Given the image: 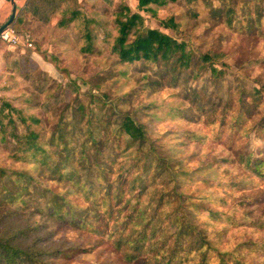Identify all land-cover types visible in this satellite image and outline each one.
Here are the masks:
<instances>
[{"label": "rangeland", "instance_id": "obj_1", "mask_svg": "<svg viewBox=\"0 0 264 264\" xmlns=\"http://www.w3.org/2000/svg\"><path fill=\"white\" fill-rule=\"evenodd\" d=\"M60 5L67 15L73 9L79 10L82 15L68 25L60 26L53 12L47 22L25 12L15 29L20 42L13 46L14 50H8L9 44L0 39L3 53L13 55L12 58L4 55L0 59V165L10 168L25 166L22 163L25 161H15L14 131L26 134L27 128L31 127L33 131H39L44 140L52 131L57 132L60 120L67 122V138L71 140L73 137L70 144L76 155L80 154L83 142L87 145L85 161L81 162L83 167L78 171L79 181L87 187H98V168L101 172L107 171L110 176L111 183H107L105 188L116 193L124 179L119 175V162L115 163V159L125 146L122 143L126 135H107L106 146L91 143L103 138L102 116L111 121L108 129H115L118 124L115 122L120 121L121 114L129 113L147 126L149 140L144 143L143 149L147 151L153 143L157 148L156 154L165 158L167 164L158 172L156 164L151 170L143 171L141 176L144 185L149 186L150 197L172 193L171 203L162 207L164 218L160 220L168 232L176 230L174 225L168 226L170 221L165 216L178 207L173 201L180 198L176 195L178 190L203 197L224 195L229 204L222 209L228 208L240 219L264 218L263 206L258 208L252 200L237 206L240 194L234 196L236 192L222 185L216 188L210 184L206 187L203 183L207 179L216 183L229 177L246 176L235 164L222 163L219 167L207 168L206 165L214 157L235 155L245 150L255 152L257 147L264 146V140L253 130L264 116V0H151L144 5H139V0H65ZM227 5L232 8V14L229 13L231 24L226 20L227 14L219 17L216 13L217 9H226ZM259 12L261 22L257 19L251 22ZM131 15L136 17L126 36V43L140 33L156 29L182 45L186 62L174 75L179 82L176 87L164 85L170 80L169 75L164 73L168 63L157 65L143 59L120 60L114 50L119 35L117 19L125 20ZM85 34L90 38H86ZM88 40L91 43L89 50L85 49ZM147 72L156 77L154 83L149 81ZM163 76L161 84L159 81ZM240 97L251 103L256 98L260 99L254 118L244 124V130L234 129L230 122L221 125L220 113L224 105L230 106L228 120L232 121L240 109ZM148 103L149 106L143 108ZM170 111L176 114L168 116ZM81 112L85 114L84 119L79 118ZM212 118L214 120L210 122ZM87 120L88 128L92 130L91 138L81 133ZM189 130L205 137L190 141L187 136ZM47 148L51 151V160H56L58 154H55L54 145L47 143ZM151 157L152 154L146 157L149 166ZM174 168L195 177L199 175L202 180L194 183L189 176L179 175ZM44 169L41 172L42 168H39L38 177L48 184L53 183L60 191L75 193L76 188L69 181H51L50 177H44L49 174V170ZM70 170L69 166L64 168L66 172ZM140 170L141 164L135 168V173H140ZM176 178L182 185L180 188L174 184ZM41 189L38 182L31 184L30 193L23 196L26 206L19 203L12 206L0 200V229L8 235L19 231L22 234L16 235L17 244L42 250L67 251L73 245L84 247L87 242L88 245L93 242L94 239L87 240L79 231L53 222L41 213L39 209L45 207V198L36 196ZM140 192L134 197V194L128 193L126 197L131 203L139 200L146 205L147 197L142 192L140 196ZM254 194L253 199L264 194V190L257 188ZM190 201L182 207L180 204L181 211L184 215L189 213L192 223L204 228L206 235L221 248L234 247L244 240L264 244L263 227H233L209 216H200L199 212L186 207ZM204 208L200 207L202 214L207 215ZM8 209L18 214L6 215ZM91 209L87 205L85 208L78 207L77 213L82 219L90 215L93 217ZM224 228V233L214 236V230ZM197 236L193 230L180 235V238L187 242ZM80 252H74L73 257L53 260L56 264H90L115 260L116 256L123 255L107 245L90 254ZM255 256L258 257L257 254ZM149 260L152 262L155 259ZM130 264L143 263L135 261Z\"/></svg>", "mask_w": 264, "mask_h": 264}, {"label": "trees", "instance_id": "obj_2", "mask_svg": "<svg viewBox=\"0 0 264 264\" xmlns=\"http://www.w3.org/2000/svg\"><path fill=\"white\" fill-rule=\"evenodd\" d=\"M64 1L27 0L24 7L15 16L11 26L17 29L21 16L25 12H29L44 22L50 19L49 16L53 12L58 17L57 25H68L82 14L79 10L73 9L69 13L70 15H67L66 10H62L63 7L61 8L60 5ZM148 1L151 0H139V5H144ZM231 9L227 5L224 10L217 9L216 13L219 17L227 14L226 20L231 24L232 18L229 14H232ZM135 17V15H131L125 20L117 19L119 35L116 38L114 50L123 62L143 59L157 65L161 62L172 64L173 66L167 64L164 69L165 76L169 75L168 80L170 79L164 85L176 87L179 82L174 75L182 69L179 68L182 63L186 62L185 53L181 49L182 45L174 38L156 29H149L144 33H140L133 41L126 43V36L134 24ZM260 18L261 14L259 12L251 22L256 19L261 22ZM160 23L166 27L162 21ZM84 36L90 38L88 34ZM87 44L85 49L89 50L91 46L90 40H88ZM146 75L149 76V81L152 83L157 80L156 77L150 76L151 74L148 72ZM163 79L164 76L159 81L161 84ZM251 102L246 98L240 97V109L232 121L228 120L230 106L225 104L220 113L221 125L230 122L234 129L244 130V124L252 120L258 112L257 107L260 104V99L256 98L253 103ZM147 106H149V103L144 105L143 108ZM104 110L106 111L107 107ZM214 113L216 114L217 111L215 110ZM174 114L176 112L170 111L167 115L171 116ZM84 117V112H81L79 118L84 119ZM120 118V121L115 122L118 123L115 129H108V124L111 121L102 116L100 122L104 130L103 138L100 141L94 140L91 143V145L96 143L97 146L107 145V135L117 133L126 135V139L122 143L125 146L120 151L119 157L115 159V163L119 162V175L124 179H121L123 185L116 193L105 188L107 183H111L110 176L107 171L101 172L98 168H96L98 187H87L85 183L79 181L78 171L83 167L84 163L81 162L85 161L84 155L87 145L86 142H83L80 154H75L70 144L73 137L71 140L67 138L69 133L66 128L67 122L59 120L57 132L52 131L49 137L44 140L40 136L39 131H33L31 127L27 128L26 134L15 133V131L12 133L13 142L16 144L15 161H25L22 162L25 166L24 168H10L0 165V200L7 201L12 206L18 203L26 206L23 196L30 193L32 183L38 182L42 189L36 196L45 198V207L39 209L41 213L45 214L49 220L79 231L84 234L87 240L91 241L94 239V241H91L89 245L87 242L84 247L73 245L67 251L63 249L42 250L33 246L23 247L17 244L15 242L18 238L16 235L22 234L21 232L18 231L16 234L8 235L4 230L0 229V264H56L53 260L55 258L63 257L66 259L73 257L76 251H82L80 253L83 255L90 254L103 245L110 246L113 251L122 252L123 255L116 256L115 260L97 263L90 262V264H130L135 261H141L143 264H264L263 243H258L254 240H244L234 247L221 248L217 245V242L206 235L204 228H198L197 224L192 223L189 213L184 215L180 209L182 204L192 200L190 203H194H189L186 207L189 210L199 212L200 216H209L213 220L225 222V224L233 227L245 225L264 228V218L248 219L243 217V219H240L228 208L222 209L223 206L229 204V199L224 195L212 194L211 196L203 197L202 195H196V193H185L183 190L177 189L176 195L180 196V198L177 197V201L175 199L173 201L177 202L178 207L168 212L165 216L170 221L168 226L174 225L176 230L173 233L167 231L166 225H162L164 216L161 214L163 205L171 203L170 197L172 193H160L158 198L150 197L147 190L149 186L144 185L141 176L143 171L151 170L156 164L158 166L157 172L163 169L167 165L165 164V158L156 154L157 148L153 143L147 151L143 149L144 143L149 140L147 138L149 136L147 126L144 123L137 121L139 119L129 113L121 114ZM213 120L212 118L210 122H213ZM63 123H65L64 127ZM88 124L89 120L81 128V133L87 134L91 138L92 130H89ZM253 130L264 140V116ZM187 136L190 141L205 137L195 130H189ZM47 143L54 145L55 154H58L56 160H51V151L47 148ZM125 148L127 150H124ZM151 154L152 161L149 166L146 163V157ZM34 163L38 164V166L36 167ZM222 163L239 165L242 174L245 173L246 176L240 178L229 177L223 182L217 181L216 183L207 179L204 180V185L210 187L211 184V186L214 185L216 188L222 185V187L236 192L234 196L240 194L237 199V206H242L252 200L258 208L264 207V194L253 199L257 188L264 190L262 186V183H264V146L257 147L255 152L245 150L235 155L216 156L206 166L207 168L219 167ZM140 164V173H135V168ZM67 166L71 168L68 172L64 171ZM43 167L49 170L48 176L43 175L44 177H50L51 181H69L76 188L75 193L70 194L64 192L65 190L60 191L53 183L48 184L45 179L38 177L39 168H42L41 172H43ZM176 171L179 175L189 176L194 183L202 180L199 175V177H195L185 171ZM150 177L154 178L151 175ZM174 184L177 188L182 186L177 181V178L174 180ZM135 189L138 190L133 191ZM138 191H141L147 197L146 205H143L139 200L131 203V200L126 197L128 193L134 194L133 197L137 196ZM180 204L181 207H179ZM86 205L92 208L91 214L93 217L90 215V217L82 219L77 213V208H85ZM201 206H205L204 210H206L207 215L202 214ZM215 206H218V208ZM233 210H235L234 206ZM5 214L13 215L18 213L8 209ZM161 219L162 221H160ZM193 230L197 232V238L187 242L180 238V235L189 234ZM225 231L226 228L221 231L216 229L214 230V236L217 237ZM149 258H154L155 260L151 262Z\"/></svg>", "mask_w": 264, "mask_h": 264}, {"label": "crops", "instance_id": "obj_3", "mask_svg": "<svg viewBox=\"0 0 264 264\" xmlns=\"http://www.w3.org/2000/svg\"><path fill=\"white\" fill-rule=\"evenodd\" d=\"M14 1V4H15V16L17 15V13L19 12V10H21L23 7H24V5H25V3L27 2V0H13ZM79 1V0H78ZM12 8H13V3H12V0H0V26L1 25H3L4 23H6L8 20H9V18L11 17V14H12ZM15 18V17H14ZM14 20V19H13ZM13 22V21H12ZM11 22V23H12ZM8 26H11V24L10 25H8ZM4 42V41H3ZM25 44V43H24ZM14 45H10L9 44V47H7L8 48V50H14V47H13ZM26 46H28V45H26ZM4 55H7V57L9 56V57H13V55L12 54H4L3 53V50L2 49H0V59L2 58V57H4ZM11 55V56H10ZM3 59V58H2Z\"/></svg>", "mask_w": 264, "mask_h": 264}, {"label": "built area", "instance_id": "obj_4", "mask_svg": "<svg viewBox=\"0 0 264 264\" xmlns=\"http://www.w3.org/2000/svg\"><path fill=\"white\" fill-rule=\"evenodd\" d=\"M0 39L10 45H16L20 42V38L12 26H7L0 32Z\"/></svg>", "mask_w": 264, "mask_h": 264}, {"label": "water", "instance_id": "obj_5", "mask_svg": "<svg viewBox=\"0 0 264 264\" xmlns=\"http://www.w3.org/2000/svg\"><path fill=\"white\" fill-rule=\"evenodd\" d=\"M12 3H13V8H12V14H11V17L9 18V20L4 23L3 25L0 26V32L2 30H4L8 25L11 24V22L13 21L14 17H15V4H14V1L12 0Z\"/></svg>", "mask_w": 264, "mask_h": 264}]
</instances>
